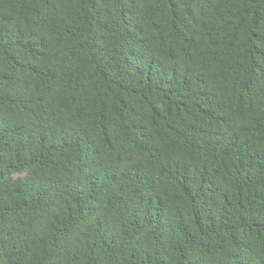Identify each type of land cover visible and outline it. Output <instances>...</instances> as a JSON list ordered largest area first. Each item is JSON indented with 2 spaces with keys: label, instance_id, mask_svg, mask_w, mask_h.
Returning <instances> with one entry per match:
<instances>
[{
  "label": "trees",
  "instance_id": "trees-1",
  "mask_svg": "<svg viewBox=\"0 0 264 264\" xmlns=\"http://www.w3.org/2000/svg\"><path fill=\"white\" fill-rule=\"evenodd\" d=\"M0 264H264V0H0Z\"/></svg>",
  "mask_w": 264,
  "mask_h": 264
}]
</instances>
